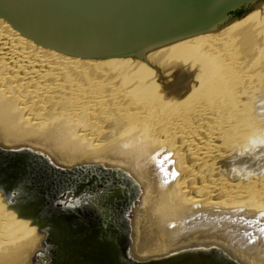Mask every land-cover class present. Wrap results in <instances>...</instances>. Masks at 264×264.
I'll return each mask as SVG.
<instances>
[{"label": "bare ground", "instance_id": "obj_1", "mask_svg": "<svg viewBox=\"0 0 264 264\" xmlns=\"http://www.w3.org/2000/svg\"><path fill=\"white\" fill-rule=\"evenodd\" d=\"M0 144L129 172L135 256L216 245L264 264V3L143 58L76 59L0 19ZM42 238L0 192V264L35 263Z\"/></svg>", "mask_w": 264, "mask_h": 264}, {"label": "water", "instance_id": "obj_2", "mask_svg": "<svg viewBox=\"0 0 264 264\" xmlns=\"http://www.w3.org/2000/svg\"><path fill=\"white\" fill-rule=\"evenodd\" d=\"M262 3L0 0V19L31 43L76 59L143 58L218 31ZM0 192L43 236L33 264H243L216 245L135 256L130 213L141 186L116 166L60 164L34 147L0 144Z\"/></svg>", "mask_w": 264, "mask_h": 264}, {"label": "rangeland", "instance_id": "obj_3", "mask_svg": "<svg viewBox=\"0 0 264 264\" xmlns=\"http://www.w3.org/2000/svg\"><path fill=\"white\" fill-rule=\"evenodd\" d=\"M186 66H188V64H186ZM188 71H189V69H187V68H186V70H184V72H183V73H184V74H183V79H184V80H183V81H185V80L188 79ZM167 74H170V75H167ZM165 75H166V78L168 77L167 79H172V73H167V72H166ZM257 100H258V99H256V100L253 99L252 101L250 100L249 102H253V101H254L253 103L256 104ZM261 100H262V99H260V101H261ZM262 101H263V100H262ZM262 103H263V102H258L256 105H257V106H261L260 104H262ZM221 105H222V104H221ZM259 110H260V111H259ZM229 111H232V109H229ZM261 111H263L262 108H258L257 113L259 114ZM5 212H7V211H5Z\"/></svg>", "mask_w": 264, "mask_h": 264}, {"label": "trees", "instance_id": "obj_4", "mask_svg": "<svg viewBox=\"0 0 264 264\" xmlns=\"http://www.w3.org/2000/svg\"><path fill=\"white\" fill-rule=\"evenodd\" d=\"M241 12H238V14H240Z\"/></svg>", "mask_w": 264, "mask_h": 264}]
</instances>
